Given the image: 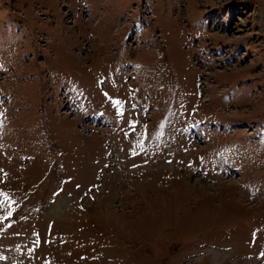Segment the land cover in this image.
Returning <instances> with one entry per match:
<instances>
[{"label":"rangeland","instance_id":"obj_1","mask_svg":"<svg viewBox=\"0 0 264 264\" xmlns=\"http://www.w3.org/2000/svg\"><path fill=\"white\" fill-rule=\"evenodd\" d=\"M0 264H264V0H0Z\"/></svg>","mask_w":264,"mask_h":264}]
</instances>
